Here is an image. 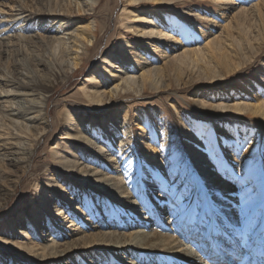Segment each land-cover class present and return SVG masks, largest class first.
<instances>
[{"label":"bare ground","instance_id":"bare-ground-1","mask_svg":"<svg viewBox=\"0 0 264 264\" xmlns=\"http://www.w3.org/2000/svg\"><path fill=\"white\" fill-rule=\"evenodd\" d=\"M101 1L102 0H56L55 6L51 7L50 1H48V3H43L41 0H36L42 8L19 10L18 13L10 12L7 16L0 14L1 17H4L0 19V24L2 22L13 23L18 18L23 19V21L27 20L28 23H25L26 25H32L38 19L40 21L49 19L51 23H56V29H53V32H55L57 37H52V39L58 43L57 48L60 49V53L65 57L62 62H67V64H65L68 65V69H66L63 63L60 64V62H58L59 64L57 67L50 70V75L46 77L45 81L24 76L25 79H29V81L25 82L15 78L12 79L11 74L6 72L0 77V82L4 83V85L10 86L11 84L14 87L17 86L25 91L23 93L26 95L36 97L32 100L33 103H30L26 108L35 109V112H39L43 115L45 114V119L48 117L46 111L47 106L45 108L42 107L47 105L48 98L46 92L51 89L53 81L58 78L66 79L69 69L72 68L71 66L77 69L79 66H82L84 64V62H82L84 55L91 52L93 48L97 46V43H99V32L104 28V25L101 26V23L97 19H94L93 15H95L97 6ZM143 1L152 2L153 5L143 7ZM164 1L172 2L173 0H124L125 5L122 12H125V16H127L126 19H128V21L126 20L125 22V26H127L125 28L129 32L135 31V28H139V30L135 33V35H137L135 37L130 35L124 36L119 45L112 43V40L108 39L106 47L102 49V52H108V56L103 57L98 68H105L106 73H108L106 79L108 82L112 83L110 85L106 83L102 88L97 87L96 90L92 89L91 91L83 87L88 98L94 101V104L108 106V101L118 99L122 90L127 92V90L134 89L139 92L142 89L146 90L152 85L162 84L164 77L169 73L170 69L166 68L167 60L163 62V65L158 64L157 61L160 58L159 52H162V59L170 58L171 56H169L168 52L179 46L183 51L173 58H177L181 62H184V59H189L191 55L198 52L201 54L206 52V54H210L211 57L215 56L217 58L216 50L221 51L223 48L233 46V49L236 48V50L232 51V55H229L227 52H222L221 60L218 61V63H228L233 61V57L236 56L237 58L238 55H240L239 49L242 52V49H245L243 48L244 45L247 46V42L254 51L260 50V46H252L253 43L244 38L241 40L242 44H240L241 41L238 44L227 42L229 44L222 43L220 47H214V45L219 42V38H222L228 31L230 24L222 25L221 28H223V31L220 37L219 35L215 36L208 39L207 42L201 46L197 45L191 47L197 41L203 40L204 37L207 38V36L210 35V30H213L223 22L221 17L224 15L227 16L229 10L235 8V5L238 4L237 0H200L202 4H208L210 6L211 11H209V13L212 14V18L206 15L204 7H200L193 13V18H197L198 21L193 19L190 21V24L180 18V14L175 11L164 8L159 9L158 7L160 6L158 4ZM187 1L192 2L195 0ZM117 6L118 0L115 1V4L111 5V11ZM154 6L155 8L151 9ZM11 10H13V8ZM72 10L74 11L73 13ZM122 12L118 14L119 19L123 16ZM77 20L81 24L77 22L72 32L68 33L70 29L69 26H67L68 22L70 21L71 25H73ZM204 23H206L207 26L203 25ZM118 27L119 26H117V28ZM12 32L13 29L0 28L1 41L5 40V38L2 37V35H5L9 40L17 39L19 42L24 43L25 36L20 33H13L11 35ZM117 32H119V29H117ZM117 32L113 34H117ZM227 35L230 36L229 34ZM111 37L112 36H110V38ZM244 40L248 41L245 42ZM1 41L0 54L11 53L12 50L8 51V48H4L9 44ZM226 41L229 40L226 39L225 42ZM112 44L114 45L111 46ZM152 50L155 54L150 53ZM20 53L19 51L17 54L19 55ZM36 59H39L37 55L35 60ZM214 61H216V59ZM39 64H44L42 58L39 60ZM17 65L18 64H16V66ZM116 68L117 71L115 70V73L113 72V77H110V70ZM16 71L21 74L19 66L14 69L15 73ZM116 77L118 79L113 82ZM89 80H91L93 84L99 82L98 78H90ZM251 82L252 81H246L242 86L243 88H231L223 94L217 89L209 90L207 96H210L209 98L212 102L222 97V99L225 100L232 98L234 102L232 105L220 103L209 104L208 106H210V109L222 110H226L229 107L233 108L239 113L237 115L229 113L228 115L236 119L242 118L243 116L241 114L244 112H249L252 118L262 123L264 121V85L256 81L253 84ZM11 94L12 93L9 91L5 93L0 92V99L6 98ZM241 98L242 100H240ZM249 99H254V102H244ZM26 108L23 111H26ZM4 111V117L9 119V125H11L12 128L17 126L18 121L16 117L19 113H15L12 107H8ZM70 114L72 115V113ZM102 114H100L99 111L90 112L88 117L89 120H85L82 114L80 115L81 120L79 122L85 124L87 132L89 133V137L86 135L85 138L91 140L95 139L103 143L100 147L101 150L107 151L108 147L110 150L117 148L115 151L117 155L112 153L109 158L110 162L114 161V164H117L120 163V160L123 158H125L124 161H129L131 159L134 168L132 172L128 169L129 166L127 164L128 167L125 165L119 171L113 169L119 175V177H114L115 188L113 189L140 200L145 197V195L139 194L141 189L134 190L132 186L138 185V188L141 187L142 191L144 190L145 192L147 189H150L158 190L161 193H167L170 196L169 198L165 199L164 197H159L157 200L159 202V204L157 202L158 206L165 203L167 209L170 205H173L171 208L172 211L168 212L166 215L168 216L165 219L167 225L173 224L177 227L181 219L179 210L174 209L177 204L180 205L178 208L182 207L183 209H187L189 213L193 212V219H195L193 224L190 222V219H186L187 222H185V226L180 231H173V233H177L176 236L175 234L172 235L163 232L164 226L166 225L159 220L160 214L158 213H156L157 215L153 213V216H151L153 218L152 220H150L151 217L140 219L136 218V214L134 215L129 210V206L120 204V206L117 209L114 208L110 214L102 210V208L100 210V208L98 209L96 207L97 214L95 215L92 209L94 200L91 190H96L100 195L106 197L103 202L108 200L109 197L107 194L113 195V193L106 191L107 194H103L104 192H99L101 189L97 190L98 188H95V186H90L91 190L85 195L83 200L84 202L89 201L91 208H83L81 206L82 214L86 215L83 212L88 210V212L93 215L91 219L99 216L102 218L112 214L113 217L117 219L116 223H120V228H116L117 231L93 233L94 240L101 238L110 240V242L101 246L103 250H108V253L104 254L102 259L100 258L102 261H107L110 264H125L120 261L119 256L123 254L121 252H124V249H126L127 252L131 249L134 255L139 257V260L158 258L160 261L163 260L168 264H190L191 261H194V264H244L245 260L249 261L255 253H259L260 246L264 248V179H262V177H264V143L261 145L260 133H254L252 129H247L245 126L238 130L237 127H230L228 123H224L225 129L228 130L227 132L231 133V135H228L231 137V139H229L225 134L221 135L219 132L212 130L209 122H199L192 116L184 113L180 116L182 119L181 124L186 125L188 130L191 131L188 140L190 153H188L187 156L180 153V147L176 142L174 130L170 124L165 121L164 117L160 118V121L163 122L160 128L156 127L155 130H151L147 120H144L140 116L136 117L137 122H135L138 128H133L131 115L126 106L105 114L106 119L102 117ZM22 116L25 117L26 114ZM100 117L101 119H99ZM22 126L26 130L29 128L28 125L25 124H22ZM48 128L49 126L46 125L44 130L47 131ZM30 130L31 132L33 131L32 129ZM39 130L41 131L35 135H39L43 131L42 128ZM80 132L83 134L84 131L80 129ZM8 133L11 132L9 131ZM41 136L42 133L40 137ZM116 137L119 138L117 141L119 144L114 148L112 143L116 141ZM27 139L28 137L25 138V140ZM35 139H38V137ZM131 141H134L133 143L135 144H132ZM22 144V141H3V143H0V156H3V159L6 158L11 164L28 163L38 142H35V144L33 143V148L31 146L26 147L28 145L26 143L25 145ZM129 144H131L130 147L126 149ZM136 144L139 147H137ZM118 152L120 154H118ZM134 152L139 155L137 160H135ZM90 156L92 157V155H88L89 158H91ZM260 166L262 168H260ZM26 168L27 166L24 167L23 171H26ZM259 171H261V180L257 178ZM134 174L137 175V178H131ZM16 182L17 181H15L14 184H16ZM209 191H214V193H210ZM4 194L5 192L0 188V197ZM212 194L216 195L215 198L211 196ZM220 196L222 198L217 199ZM70 200H72V198H70ZM62 202V200L60 201V199H58L57 204ZM65 203L68 204V202ZM141 203L143 205H140L139 209L143 211L153 210L154 212L153 205H151L152 209H150L145 202ZM76 205L77 204L74 202L73 206L75 209L72 210L67 207L68 210L66 209L65 211L69 212L70 210V212H74V210H76ZM154 207H156V205ZM77 209L79 210V207H77ZM122 215L127 216L128 221H123V218L121 219ZM199 219L201 223L200 226L197 224ZM111 221H113V219ZM155 222H158L160 225L158 226ZM103 223L105 224L106 222L103 221ZM151 223L154 225H151ZM224 223L228 228H232L231 232L220 228V224L222 226ZM71 225L76 224L72 222ZM107 226L108 224H105V227ZM149 226L151 228L154 226L156 229H150V231L139 229L129 234L126 233V231H120L121 229L126 230V228H148ZM161 226H163V229L159 228ZM188 228L192 229L191 232L189 231L190 233L194 232L197 236L202 232L207 233V231L209 233L213 232L214 237L219 235L225 236L231 240V243L226 239L224 245L218 244L216 247L215 245L209 246V243L202 241L201 238L199 241H196L198 239L189 237L187 240L197 247V253H194L193 249L184 242L186 234H190L188 232L186 233ZM57 230L58 228L56 231ZM22 232L24 236H27L28 230H21V233ZM90 237L88 234H85V236L76 237L63 244L45 245L43 246L44 252L50 250L51 252L47 251L50 260L56 261L57 259L59 263H65L66 260H72V253H75L74 257H76L78 254L77 252L89 250L88 247L82 244H91L90 241H93V239H90ZM180 237H182L183 240L179 239ZM200 242H204L203 245L206 246V249L202 248V243ZM230 245H234V249L231 251H229L231 248L229 247ZM93 248H96V246H93ZM218 251L226 254V260L222 262L220 259L218 260ZM201 255H203L204 259L198 258ZM211 255H217V260H215L214 257L213 261L208 259V257H212ZM122 258H124V256L121 257V259ZM34 259L39 260L40 256Z\"/></svg>","mask_w":264,"mask_h":264},{"label":"rangeland","instance_id":"rangeland-1","mask_svg":"<svg viewBox=\"0 0 264 264\" xmlns=\"http://www.w3.org/2000/svg\"><path fill=\"white\" fill-rule=\"evenodd\" d=\"M41 1L43 3H48V1H50V6L54 7L56 0ZM115 1L116 0H102L97 6L95 15L92 14L93 18L101 23V26L104 25V28L99 32V43H97V46L87 55H84V59L82 60L84 64L79 66L78 69L71 66L72 68L69 69L68 77L66 79L58 78L59 80L56 79L53 81L51 89L46 92L48 102L47 105L42 107L45 108L47 106L46 111L48 117L46 119L45 114L43 115L39 112H35V109L26 108L30 103H33L32 100L36 98L35 96L26 95L23 93L25 91L17 86L14 87L11 84L10 86L4 85V83L0 82V92L5 93L9 91L12 93L10 96L6 97L8 101L6 98L0 99V135H2L0 136V143H3V141H22V145L26 143L28 144L26 147L31 146L33 148V143L35 144V142H38L33 150L31 159L26 164H11L6 158L3 159V156H0V188L5 192V194L0 197V264H58L59 260H50L48 252L51 251L47 250L48 252H44L43 246L63 244L76 237L85 236V234H88L89 237L91 236L90 239H93V233L117 231L116 228H120V223H116L117 219L113 217L112 214L110 216H105L106 219L105 217L100 218L101 216L91 219L93 215L89 213L88 210L83 212L86 215L82 214L81 206L83 208H91L89 201L84 202L83 200L85 195L91 190L90 186H95V188H98L97 190L101 189L99 192H104L103 194H107V192L113 193V195L107 194L109 198L106 202H103L106 197L100 195L96 190H91L94 200L92 209L95 215L97 214L96 207L98 209L100 208V210L102 208V210L110 214L114 208L117 209L120 204H123L129 206V210L134 215L136 214V218L146 219L153 216V213L155 215H157L156 213L160 214L159 220L166 226H164V229L162 228L163 226L159 228H162L163 232L172 235L175 234L173 231H180L185 226V222H187L186 219H190V222L193 224L195 220L193 219V212L189 213L185 208H178L180 206L179 204L174 208L179 210L181 216L177 227L173 224H166L165 219L168 217L166 215L168 212L172 211L171 208L173 205H170L167 209L165 203L158 206L157 200L159 197H164L165 199L169 198L170 196L167 193H161L158 190L150 189H147L145 192L144 190L142 191L141 187L138 188V185L132 186L134 190L141 189L139 194L145 195V197L140 200L113 189L115 188L114 177H119L114 170L119 171L127 164L129 167L127 165L126 167L132 172L134 170L133 163L131 159L129 161H124L125 158L120 160V163L117 164H114V161L110 162V155H112V153L117 155L115 152L117 148L110 150L108 147L107 151H103L100 148L103 144L101 141L98 142V140L96 141L95 139L91 140L85 138L89 133L87 132L85 124L79 122L81 120L80 115L82 114L85 120H89L88 117L90 112L99 111L100 114L103 113L102 117L106 119L105 114L126 106L131 115L133 128H138L135 122H137L136 117L140 116L144 120H147L151 130H155L156 127L160 128L163 123L160 121V118L164 117L165 121L168 122L174 130L176 142L180 147V153L187 156L188 153H190L188 140L191 131L188 130L186 125L181 124L182 119L180 116L184 113L192 116L199 122H209L212 130L219 132L221 135L225 134L229 139H231V137L228 135H231V133L227 132L228 130L225 129L224 123H228L230 127L235 126L238 130L245 126L247 129H252L254 133H260L261 145L264 143V121L261 123L259 120L252 118L249 112L241 114L243 116L242 118H231L228 115L229 113L237 115L239 112L230 107L226 109L227 111L225 109L211 108L212 111L210 106H208L209 104L223 103L232 105L234 99L228 98L225 100L222 99V97L212 102L209 98L210 96H207V92L211 89L220 90V93L223 94L231 88H243L242 86L246 81H252V84L256 81L264 85V0H237L238 4L235 5V8L230 9L227 16L224 15L221 17L223 22L213 30H210V35L207 36V38L204 37L203 40H199L191 46H201L210 38L218 35L220 37L223 31V28H221L222 25L230 24L228 31L222 37L224 40L220 37L219 42L216 43L214 47H220L222 43L229 44L227 42L238 44L244 38L251 41L253 43L252 46H260V50L254 51L251 49V46L248 45V40H244L247 42V46L244 45L243 47L245 49H242V52L239 49L240 55H238L237 58L236 56L233 57V61L228 63H218V61L221 60L222 52H227L229 55H232V51L236 50V48L233 49V46H228V49L223 48L221 51L216 50L215 52H217L216 55L218 59L215 56L211 57L210 54H206V52H204V54L198 52L191 55L189 59H184V62H181L177 58H173L183 51L179 46L168 52L169 56H171L170 58L162 59V52H159L160 58L157 61L158 64L163 65V62L167 60L166 68L170 69L169 73L164 77L162 84L152 85L146 90L142 89L139 92L134 89L127 90V92L122 90L118 99L108 101V106H99L88 98L83 87L91 91L92 89L96 90L97 87L102 88L106 83L107 85L112 83L108 82L106 79L108 73H106L105 68H98L103 57L108 56V52H102V49L106 47L108 39L112 40V43L119 45L124 36L130 35L135 37L137 36L135 33L139 30V28H135V31L129 32L125 28L127 27L125 26V22L126 20L128 21L125 12H122L125 2L124 0H118V6L111 11V5L115 4ZM142 4L143 7L153 5L152 2L148 1H143ZM158 5L160 6H157L159 9L164 8L180 14V18L187 21L189 24L191 20H197V18H193V13L200 7H204L206 9H204L206 15L212 18V14L209 13V11H211L210 6L208 4H202L200 0L192 2H188L187 0L164 1L160 2ZM12 8L13 10H11ZM36 8H42L36 0H0V14L3 16H7L10 12L18 13L19 10ZM153 8H155V6L151 9ZM73 12L72 10V13ZM121 12L123 16L119 19L118 14H121ZM1 18L4 17L0 16V19ZM77 22L79 21L77 20L73 25H71L70 21L68 22L67 26L70 28L68 33L72 32ZM25 23H28V21H23V19L18 18L13 23L2 22L0 24V28L2 29H13L11 35L13 33H20L25 36V41L22 43L17 39L9 40L5 35H2L5 40L1 41L0 39V41L9 44L4 48H8V51L12 50V52L0 54V77L6 72L11 74L12 79L15 78L27 82L29 81L28 78H36L45 81L46 77L50 75V70L55 69L59 64L58 62H60V64L63 63V65H65L64 68L66 67V69H68V65H66L67 62H62L65 57L62 56L60 49L57 48L58 43L52 39V37H57L55 32H53V29H56V23H51L49 19L45 21H40L38 19L32 25H26ZM79 24L81 23L79 22ZM203 25L207 26L206 23ZM117 26L119 27L117 28ZM116 28L119 29V32H117ZM114 32H117V34H113ZM110 36L112 37L110 38ZM226 39L229 41L225 42ZM240 44H242V41ZM113 45L114 44L111 46ZM19 51L21 52L19 54L20 56L17 54ZM150 53L155 54L153 50ZM36 55L39 59L35 60ZM41 58L44 64H39ZM215 59L216 61H214ZM16 64L18 65L16 66ZM18 66L21 74L17 71L16 73L14 72V69ZM115 70L117 71V68L110 70V77H113V72L115 73ZM24 76H28V78L25 79ZM90 78H98L99 82L93 84V82L89 80ZM117 79L116 77L113 82ZM240 100H242V98ZM244 102L251 103L254 102V99H249ZM8 107H12L15 113L20 114V116L18 114L16 117L18 121L17 126L13 128L9 125V119L4 117V110ZM25 108L26 111H23ZM70 113H72V115ZM23 114H26V116H22ZM99 119H101V117ZM22 124L28 125L29 130H26ZM46 125L49 126L47 131L44 130ZM40 128L43 130L41 132V137V133L35 135L41 131L39 130ZM30 129L33 131L31 132ZM80 129L85 133L83 132L82 134ZM8 130L11 133H8ZM26 137H28L27 140H25ZM36 137H38V139H35ZM118 140L119 138L116 137V141L112 143L114 148L119 144V142H117ZM133 142L134 141H131L132 144H135ZM130 145L131 144H129L126 149H128ZM136 146L139 147L137 144ZM2 152L1 147V153ZM118 154L120 153L118 152ZM133 154L135 155V160H137L139 155L135 152ZM88 155H92V157L90 156L91 158H89ZM26 166V171H23ZM260 168L262 167L260 166ZM260 174L261 171L257 174L258 180H261ZM132 177L137 178V175L134 174L131 178ZM262 179H264V177H262ZM15 181H17L16 184H14ZM209 192L214 193V191ZM211 196L215 198L216 195L212 194ZM70 198H72V200H70ZM220 198L222 197L220 196L217 199ZM58 199L63 202L57 204ZM65 202H68V204ZM74 202L77 204L75 206L76 210H74V212H70V210L66 212L65 210L67 207L72 210L75 209L73 206ZM141 202H145L150 209H152L151 205H153L154 212L153 210L143 211L139 209L140 205H143ZM155 205L156 207H154ZM77 207H79V210ZM122 218L123 221H128L127 216L122 215L121 219ZM112 219L113 221H111ZM152 219L151 217L150 220ZM103 221L106 222L105 224H108L107 227H105ZM72 222L76 225H71ZM197 222L198 226H200V219ZM155 223L158 226L160 225L158 222ZM221 224L220 228L231 232V227L228 228L225 223L222 226ZM151 225L154 224L151 223ZM150 226L148 228H126V230L121 229L120 231H126V233L129 234L139 229L148 231H150V229H156L154 226H152V228ZM121 227L124 228L123 226ZM57 228L58 230L56 231ZM21 230H28L27 236H24ZM189 231L191 232L192 229L188 228L186 233H190ZM175 235L177 236V233ZM189 237L198 239L196 241H199L201 238L202 241L209 243V246L215 245L217 247L218 244L224 245L226 239L231 243V240L225 236L219 235L214 237L213 232H202L199 236L192 232L186 234L184 242L193 249L194 253H197V247L187 240ZM179 239L183 240L182 237ZM90 242L91 244L89 245L87 243L82 244L88 247L89 250L77 252L78 254L76 257H74L75 253H72V260H66L65 263L61 262L59 264H110L107 261L101 260L104 257L103 255L108 253V250H103L101 246L110 242V240L101 238L96 240L93 239V241L91 240ZM203 243L202 248L206 249ZM93 246H96V248H93ZM229 247H231L229 251L234 249V245H230ZM121 253L123 254L119 256L120 261L125 264H141V261L142 264L143 262L144 264H168L163 260L160 261L158 258L139 260V257L134 255L131 249L129 252L124 249V252ZM37 256H40L39 260L34 259ZM123 256L127 259H121ZM216 256L212 257L216 260ZM220 256L226 257V254L223 253V255L221 254ZM212 257H208V259L213 261ZM198 258L204 259L203 255ZM194 263V261L190 262V264Z\"/></svg>","mask_w":264,"mask_h":264}]
</instances>
